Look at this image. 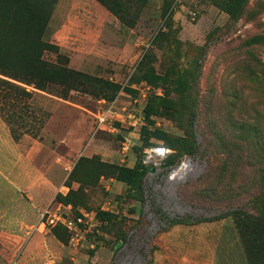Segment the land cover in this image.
I'll list each match as a JSON object with an SVG mask.
<instances>
[{
  "label": "rangeland",
  "instance_id": "374dc122",
  "mask_svg": "<svg viewBox=\"0 0 264 264\" xmlns=\"http://www.w3.org/2000/svg\"><path fill=\"white\" fill-rule=\"evenodd\" d=\"M36 1L43 14L49 6L40 39L57 47L41 59L117 92L70 90L60 76L39 91L0 72V124L52 149L51 166L39 161L55 186L46 206L86 214L77 241L36 219L20 236L62 241L49 264H257L244 234L264 173V0H138L122 12L131 25L96 0ZM156 145L169 155L144 164L143 150ZM182 160L177 178L170 169ZM68 192L72 207L56 199ZM236 201L244 214L210 220Z\"/></svg>",
  "mask_w": 264,
  "mask_h": 264
},
{
  "label": "trees",
  "instance_id": "16d2710c",
  "mask_svg": "<svg viewBox=\"0 0 264 264\" xmlns=\"http://www.w3.org/2000/svg\"><path fill=\"white\" fill-rule=\"evenodd\" d=\"M96 1L105 7L109 13L117 17L124 25H131V21L124 17L122 14L124 11L123 9L131 12L138 10L142 6L138 0H135L136 3L123 4V6L119 3L114 4L116 2L115 0ZM36 2V0H0L1 74L7 75L14 80L21 79L27 81L33 85V89L39 91H44L47 85L54 84V77L60 76L64 79H71V81H73L75 86L67 87L70 90H81L84 88L87 89L86 91H90L96 95L106 91L110 93V99L114 97L117 88L111 86L107 82L98 78L82 75L67 68L58 69L51 67L41 59V53L43 51L48 49L56 50L57 47L43 43L40 39V35L46 23L49 6L47 7L46 14H43L42 9L40 11L38 10L39 7H37V4L33 5ZM51 2L53 3V0ZM42 4H47V0H44ZM225 11L230 18H234L235 11L233 7L226 8ZM27 12L31 13L32 16L24 18ZM7 88L11 89L10 87ZM14 93L16 95H24V93L19 90L14 91ZM184 148L187 150L191 149V152H193L195 147L193 148V146L189 144H184ZM124 171L130 172L131 170ZM252 178L255 180L256 177ZM259 179L261 180L259 189L250 196L249 201L252 207H254L253 210H255V214L245 215L247 217L246 220L250 223L251 227L250 229L245 228L247 229L245 231L247 235L244 234V236L249 260L254 261L252 260V257H254L258 260L257 264H264V173L262 176L259 175ZM70 194L71 193L68 192L65 196L56 195V199L63 201L64 205H70L69 202H67L70 198ZM238 203L240 202L236 201V204ZM236 207L238 208H232V210H228L224 212V214H220L210 220L240 213L244 214L241 212V207H243V205L238 204ZM173 223L183 224L186 223V221L175 220ZM254 237L259 241L258 247L256 245L252 246L250 242ZM59 242L62 243L60 240ZM256 251V255H250Z\"/></svg>",
  "mask_w": 264,
  "mask_h": 264
},
{
  "label": "crops",
  "instance_id": "0c3cea01",
  "mask_svg": "<svg viewBox=\"0 0 264 264\" xmlns=\"http://www.w3.org/2000/svg\"><path fill=\"white\" fill-rule=\"evenodd\" d=\"M53 156L44 142L26 135L13 139L0 124V264H49V256L61 259L63 245L53 236H20L53 199V178L39 168L40 160L47 168L52 165Z\"/></svg>",
  "mask_w": 264,
  "mask_h": 264
},
{
  "label": "built area",
  "instance_id": "2783aa9c",
  "mask_svg": "<svg viewBox=\"0 0 264 264\" xmlns=\"http://www.w3.org/2000/svg\"><path fill=\"white\" fill-rule=\"evenodd\" d=\"M110 112L107 111L106 113L100 114L98 116H96V123L97 126L100 127L101 125H104L106 120H107V116ZM127 148V147H125ZM169 155V150L161 145H156V146H151L148 147L147 149L143 150L142 153V162L144 164H155V162L160 163L162 162L167 156ZM186 163L187 167H188V161H181L178 165L174 166L173 168L170 169V172L179 169V167ZM187 171V169H186ZM58 208H51L50 206H46L40 216H39V220H38V226L39 227H44L45 225L47 226H60L62 227L64 230H66V232H68L69 234H71L72 236L76 237V241L79 239V234H80V230L78 228L79 225H84V222L82 221V218L86 217V214L84 216L81 217H75L72 218L69 216H61L58 213ZM88 227H90V225H88Z\"/></svg>",
  "mask_w": 264,
  "mask_h": 264
},
{
  "label": "bare ground",
  "instance_id": "6f19581e",
  "mask_svg": "<svg viewBox=\"0 0 264 264\" xmlns=\"http://www.w3.org/2000/svg\"><path fill=\"white\" fill-rule=\"evenodd\" d=\"M186 169H187V164L184 163L182 164L179 169L177 170H174L173 171V175L176 176L177 178H181L184 176L185 172H186ZM172 174V173H171ZM173 175H171L172 177H174Z\"/></svg>",
  "mask_w": 264,
  "mask_h": 264
}]
</instances>
